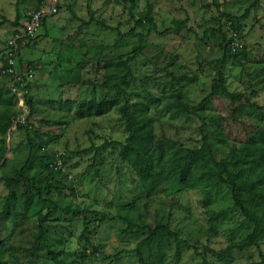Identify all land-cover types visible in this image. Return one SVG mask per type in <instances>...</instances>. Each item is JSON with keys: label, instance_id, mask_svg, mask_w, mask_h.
I'll return each instance as SVG.
<instances>
[{"label": "rangeland", "instance_id": "obj_1", "mask_svg": "<svg viewBox=\"0 0 264 264\" xmlns=\"http://www.w3.org/2000/svg\"><path fill=\"white\" fill-rule=\"evenodd\" d=\"M48 1L0 0V121L25 114L24 123L0 132V264H140L135 248L145 229L137 227L157 224L168 225L177 238L159 235L141 245L146 264H256L264 239L258 248L234 246L253 224L234 205L228 185L183 188L163 180L161 190L147 196L120 155L128 131L119 110L88 117L75 111L82 102L117 97L123 63L142 42L128 62L131 76L119 102L146 110L155 139L167 146L196 147L205 134L217 159L231 147L241 149L214 132L219 127L210 120L211 108L183 113L175 102L194 105L209 93L225 49L228 89L264 105V0L238 22L231 16L241 15L252 0H55L57 12L17 53L20 87L29 88L32 103L24 109L4 72L5 53L27 13ZM147 13L152 23L143 20ZM136 20L143 24L135 26ZM182 21L185 26L176 30ZM130 28L136 34L118 40ZM30 145L26 173L32 182L11 181L10 195L5 178L15 177ZM56 156L66 172L48 168ZM250 166L260 167L258 161ZM40 216L44 233L37 239ZM227 246L224 258L210 251ZM49 252L58 253L60 262Z\"/></svg>", "mask_w": 264, "mask_h": 264}, {"label": "trees", "instance_id": "obj_2", "mask_svg": "<svg viewBox=\"0 0 264 264\" xmlns=\"http://www.w3.org/2000/svg\"><path fill=\"white\" fill-rule=\"evenodd\" d=\"M123 1L127 2L128 0ZM257 5L258 0H252L251 4L241 15L231 17L237 22L240 19H245L250 8H255ZM20 19L21 16L17 12L14 19L16 25H19ZM143 20L148 23L153 22L149 13L144 15ZM142 24V20L135 21V26H141ZM180 26L184 27L185 21H182L176 27V30H179ZM134 34H136L134 28H130L123 34L119 33L118 40L124 35ZM141 40V36H139V41L141 42ZM142 46L141 42L134 47L131 54L126 57L123 63L124 73L116 85L115 94L117 97L114 99L104 97L99 101L82 102L76 108V116L101 115L112 107L119 110L125 120V128L128 131V135L121 145L120 155L136 173L142 190L147 196L160 191L163 180L175 181L183 188L218 184L228 185L231 189V198L234 205L253 224L251 232L234 246L240 249L250 246L258 248L259 243L264 239V105H258L245 93L232 92L228 89L223 72V64L226 58V50L224 49L223 56L218 61L215 74L211 79L209 93L194 105L177 100L175 107L183 113L196 114H198V111L211 108L213 112L210 114V120L216 122L219 127L214 132L224 142L232 140L234 143H239V148L241 149L231 147L226 157L217 159L213 143L205 134L202 135L200 145L196 147H182L171 143L167 146L165 142L155 139L151 116L146 113V110L130 109L127 101L120 103L118 99V96L123 91L122 85H125L131 76L128 62L139 53ZM4 66H6V60H4ZM185 78L188 81H192L191 78L186 76H182L180 79ZM16 84L18 85L19 83L17 82ZM22 89L26 90L24 93L25 103L32 109V103L27 97L29 88L25 86ZM16 117L17 115L0 121V132L11 127ZM200 119L201 123L204 124V117ZM32 149L33 146L30 145L29 157L19 170L16 171L15 177L5 178L10 195L13 192L11 181L19 183L22 180L24 185H29L32 182V178H29L26 173V169L31 162ZM255 161L259 162L260 167L254 168L250 166V162ZM55 172L61 173L66 171L58 170ZM194 174H196L195 177ZM36 191L38 197H40L41 191L38 188H36ZM26 194L27 197L30 195L28 191ZM50 205L51 208H60V205L54 201H50ZM83 224L84 232L87 228L85 215L83 216ZM137 228L145 229L143 231L145 236L135 248L140 264H146L145 256L139 249L141 245L145 247L149 246L159 235H169L177 238V234L171 231L168 225H142ZM43 233L44 226L42 217L40 216L39 229L36 235L37 239L42 238ZM230 250L231 246H227L221 251L212 249L210 251L220 259L229 254ZM49 254L55 263L60 262L57 258L58 253L49 252ZM259 254L260 260L256 264H264L262 252L260 251Z\"/></svg>", "mask_w": 264, "mask_h": 264}, {"label": "built area", "instance_id": "obj_3", "mask_svg": "<svg viewBox=\"0 0 264 264\" xmlns=\"http://www.w3.org/2000/svg\"><path fill=\"white\" fill-rule=\"evenodd\" d=\"M57 10L58 6L55 0H49L46 3H41L38 7L30 10L27 13L25 22L21 25L20 30L15 33L8 41L9 50L5 53L6 66L4 72L10 76V89L14 93V95L17 96L19 104L24 107V109L26 108L24 97V93L26 92V90L20 87L21 77L19 76L20 74L15 67L18 50L25 42V40L37 35L39 29L44 23V20L55 14ZM17 82L19 83L18 85L16 84ZM21 89L24 91V93H22L23 91ZM24 122L25 114L23 113L16 117L12 126H15L16 123ZM48 168L53 171H65V168L63 167V159L60 156L54 157L51 161H49Z\"/></svg>", "mask_w": 264, "mask_h": 264}]
</instances>
